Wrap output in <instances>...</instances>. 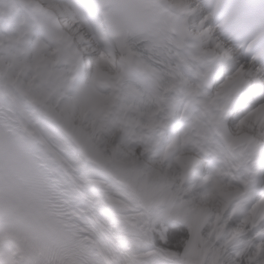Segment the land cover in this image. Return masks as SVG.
I'll return each instance as SVG.
<instances>
[{"label":"snow or ice","instance_id":"6c2138e0","mask_svg":"<svg viewBox=\"0 0 264 264\" xmlns=\"http://www.w3.org/2000/svg\"><path fill=\"white\" fill-rule=\"evenodd\" d=\"M0 264H264V0H0Z\"/></svg>","mask_w":264,"mask_h":264}]
</instances>
